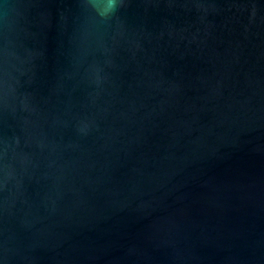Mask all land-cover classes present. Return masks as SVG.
I'll list each match as a JSON object with an SVG mask.
<instances>
[{"label": "water", "instance_id": "1", "mask_svg": "<svg viewBox=\"0 0 264 264\" xmlns=\"http://www.w3.org/2000/svg\"><path fill=\"white\" fill-rule=\"evenodd\" d=\"M0 0V264H264V0Z\"/></svg>", "mask_w": 264, "mask_h": 264}, {"label": "clouds", "instance_id": "2", "mask_svg": "<svg viewBox=\"0 0 264 264\" xmlns=\"http://www.w3.org/2000/svg\"><path fill=\"white\" fill-rule=\"evenodd\" d=\"M107 10H111L112 8L115 7V0H107Z\"/></svg>", "mask_w": 264, "mask_h": 264}]
</instances>
